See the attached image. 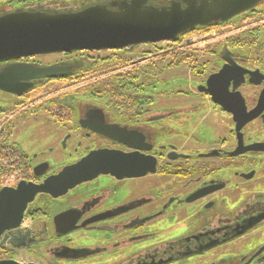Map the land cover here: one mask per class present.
Instances as JSON below:
<instances>
[{"label": "flooded vegetation", "instance_id": "obj_1", "mask_svg": "<svg viewBox=\"0 0 264 264\" xmlns=\"http://www.w3.org/2000/svg\"><path fill=\"white\" fill-rule=\"evenodd\" d=\"M247 3L253 6L248 11L175 42L0 63V72L14 64L73 67L71 75L40 81L22 96L0 90V188L40 184L94 151L158 164L157 173L145 177L101 175L59 199L39 195L18 238L36 242L17 250L6 242L0 259L264 264V0ZM58 55L65 58L40 60ZM87 77L94 83L77 94L59 86ZM39 128L57 146L48 155H30L16 141ZM45 165L46 173L37 176L35 169ZM60 214L77 219L75 229L65 222L73 229L65 236L55 224ZM170 232L176 237L162 241ZM76 233L94 244H73Z\"/></svg>", "mask_w": 264, "mask_h": 264}, {"label": "water", "instance_id": "obj_2", "mask_svg": "<svg viewBox=\"0 0 264 264\" xmlns=\"http://www.w3.org/2000/svg\"><path fill=\"white\" fill-rule=\"evenodd\" d=\"M252 7L245 0H82L14 7L0 12V63L75 52L133 51L142 45L175 42L189 31L225 23ZM72 71L70 65H9L0 72V90L22 96L40 81L67 77ZM157 165L156 159L142 161L135 154L94 151L40 184L23 181L0 188V246L8 242L17 250L36 242L33 238L21 243L18 238L28 206L39 195L59 199L101 175L141 178L157 173ZM46 166L37 167L36 175L46 173ZM66 221L75 229V214L55 218L60 236L73 231L63 227ZM0 264L37 263L0 259Z\"/></svg>", "mask_w": 264, "mask_h": 264}, {"label": "rangeland", "instance_id": "obj_3", "mask_svg": "<svg viewBox=\"0 0 264 264\" xmlns=\"http://www.w3.org/2000/svg\"><path fill=\"white\" fill-rule=\"evenodd\" d=\"M7 0H0V2H6ZM97 54H95L96 56ZM104 55V54H102ZM65 57L63 55H58V56H53V57H42L40 60H42V62H52V61H58V60H62ZM159 70V69H156ZM109 71V70H108ZM99 74V73H97ZM91 77H87L86 79H79L77 80L76 84L74 83H70L67 86H63V85H59L61 87L64 88V93L68 92L69 94H77L79 93L81 90H83L84 87L88 86V84H93L94 81L90 82L88 79ZM88 79V80H87ZM87 81H89L90 83H85ZM68 88V89H66ZM45 92V91H44ZM44 100V99H43ZM42 100V101H43ZM41 105V101L38 103V106ZM39 114H41V112H39ZM59 114H62V112H59ZM43 129H38L37 131H34L32 134L29 133H20L16 136V141L18 142V144L26 151L28 152L30 155L32 154H36L40 151H45L46 154L48 155V148L53 146V147H57L56 144L54 145H50V141L49 139H46V136H49V134L44 133ZM57 133V131L55 132ZM54 158H56V156H54ZM167 218H163L162 221L166 220ZM180 220L176 221V223H173L171 225L175 226L176 224H178L177 222H179ZM170 225V224H169ZM176 233L175 232H170V233H162V241H170L171 239H174L176 237ZM72 243L76 244L80 241H84L82 239H84V236L80 233H76V234H72ZM83 237V238H82ZM71 243V244H72ZM84 243H88L85 245H93L94 242L92 241H84ZM20 261L22 262H27L29 261V259L24 255L21 254L20 256ZM86 264H95V262H87ZM96 264H100L98 262H96Z\"/></svg>", "mask_w": 264, "mask_h": 264}, {"label": "trees", "instance_id": "obj_4", "mask_svg": "<svg viewBox=\"0 0 264 264\" xmlns=\"http://www.w3.org/2000/svg\"><path fill=\"white\" fill-rule=\"evenodd\" d=\"M74 3H78V4H80V3H82V0H69V1H67V0H62V1H60V2H54V3H46V4H48V5H51V6H59V5H62V4H74ZM29 5H34V4H21V5H1L0 6V12L1 11H4V10H10V9H12V8H14V7H19V6H29ZM3 254V252H0V258H2V255Z\"/></svg>", "mask_w": 264, "mask_h": 264}]
</instances>
